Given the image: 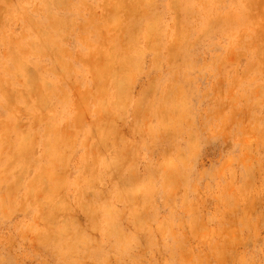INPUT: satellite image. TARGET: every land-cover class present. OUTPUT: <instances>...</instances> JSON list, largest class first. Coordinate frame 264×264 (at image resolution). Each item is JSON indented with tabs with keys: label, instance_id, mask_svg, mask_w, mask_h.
Instances as JSON below:
<instances>
[{
	"label": "rangeland",
	"instance_id": "374dc122",
	"mask_svg": "<svg viewBox=\"0 0 264 264\" xmlns=\"http://www.w3.org/2000/svg\"><path fill=\"white\" fill-rule=\"evenodd\" d=\"M0 264H264V0H0Z\"/></svg>",
	"mask_w": 264,
	"mask_h": 264
}]
</instances>
